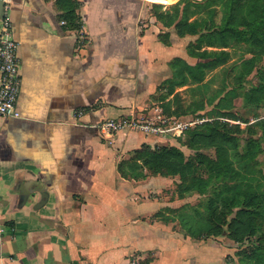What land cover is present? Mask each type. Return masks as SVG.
Segmentation results:
<instances>
[{
  "label": "crops",
  "instance_id": "crops-1",
  "mask_svg": "<svg viewBox=\"0 0 264 264\" xmlns=\"http://www.w3.org/2000/svg\"><path fill=\"white\" fill-rule=\"evenodd\" d=\"M8 1L22 84L21 116L0 119V264L210 261L215 249L157 217L183 203L166 192L168 179L119 170L135 150L167 146L169 137L99 129L160 107L173 59L194 65L189 43L181 47L188 37L152 13L175 1L164 9L155 0H73L78 31L66 28L58 0ZM167 33L169 45L160 38Z\"/></svg>",
  "mask_w": 264,
  "mask_h": 264
},
{
  "label": "trees",
  "instance_id": "trees-1",
  "mask_svg": "<svg viewBox=\"0 0 264 264\" xmlns=\"http://www.w3.org/2000/svg\"><path fill=\"white\" fill-rule=\"evenodd\" d=\"M155 1L164 6L175 1L167 9L170 12L155 5L152 13L179 38H196L186 50L189 57L200 60L191 65L182 58L173 59V75L158 87L155 101L169 117H186L204 106L212 107V121L185 133L182 144L195 152L193 158L177 146L153 149L143 145L119 170L135 180L148 177L146 170L151 176L179 177L181 199L186 195L201 197L197 205L185 206L178 216L185 236L200 241L203 237H221L227 231L235 243L250 242V247L239 253L240 264H264V162L260 161L264 153V119H260L264 109V0ZM58 7L66 28L80 30L79 4L58 0ZM160 38L164 44H171L170 33ZM236 48L251 57L225 70L234 56L230 50ZM220 69L221 86L204 97L214 82L207 77ZM253 73L257 83L245 86ZM187 86L196 87L201 100L185 107L177 89ZM238 99L243 101V115L236 112ZM173 105H177L174 110ZM250 118L256 122L251 124ZM205 151H214L215 157ZM165 211L169 215L179 213L170 208ZM166 212L157 217L169 222ZM151 262L149 258L143 264Z\"/></svg>",
  "mask_w": 264,
  "mask_h": 264
},
{
  "label": "rangeland",
  "instance_id": "rangeland-1",
  "mask_svg": "<svg viewBox=\"0 0 264 264\" xmlns=\"http://www.w3.org/2000/svg\"><path fill=\"white\" fill-rule=\"evenodd\" d=\"M179 1H181V0H178V2ZM170 4H172V1L169 2V5ZM163 7H164V9H166L164 5H163ZM195 40H196V38H194V37H188L186 40L182 41L181 47L184 48L187 43H191ZM230 51L234 56H232L231 61L224 68L225 70L232 68V66L235 64L239 65L242 63V61L244 59H249L251 57L250 55L245 54L241 48H236V49L230 50ZM189 61L195 65V63L196 62L198 63V61H200V60L189 57ZM261 66L264 68V62L262 63ZM212 78L214 79V82L211 84V89L205 92L204 97H209L215 89H217L221 86L222 80H223L222 70L220 69V70L214 71L213 73L209 74V76L207 77V81H209ZM256 83H257V78L255 76V73H253L247 79L245 86L249 87L251 84H256ZM178 93L181 97L182 104L185 107L189 106V104L192 101H198V100L200 101L201 100L200 96L198 95L196 87H191V86L183 87L182 89L179 90ZM235 104L237 107L236 112H238L239 114H242V115L245 114V110L243 109L242 99L236 100ZM173 106H174L172 108L173 110L177 108V105H173ZM211 110H212V107L204 106L196 114L188 115L186 117H175V118L178 121L193 124L189 128V129H191V128H194V127L201 125L205 122L212 121L211 117L209 116ZM260 119H264V109H262L260 111ZM250 121H251L250 122L251 124L256 122V120H254V118H250ZM231 123H233V122L231 121ZM241 125L243 128L245 127V124H241ZM187 131H185L184 134H182V135L178 134V136L169 137L167 139L168 143H166V144H168L170 146H172L171 144L177 145V147L181 148V150L184 151V153L186 154V156L188 158H193L195 156V152L187 149L182 144V141L185 138V133ZM205 153L210 157H215L214 151H205ZM260 161L264 162V153L260 156ZM200 174L202 176H205V171H203L201 169ZM163 178H167L169 181L168 187H167L168 189L166 191L169 193V196L171 198H173V200H175V199L183 200V203L181 204V206H178L176 209L170 208L171 210L178 211L179 212L178 214L177 213H170V215H166L169 219L172 220L171 222H172V226L174 227V229H177V228L181 229L180 220H179L178 216L180 215V213L181 214L183 213L182 210L185 206L197 205L200 202L201 197L199 195H186L185 198L181 199L179 197V189H178V185L180 184V178L179 177H163ZM172 192H173V195H171ZM181 231H182V229H181ZM202 241L206 242L205 246H207L209 248H213L217 251V252L216 251L213 252L212 255H210L209 259L211 262L206 259V257H208V256L206 254H204L203 256H205V259L201 258L200 259L201 262H199L202 264H240L239 253L250 247V242L238 244V243H235L232 240H230L228 237L227 231L221 237L209 238V239H206L203 237L201 242Z\"/></svg>",
  "mask_w": 264,
  "mask_h": 264
},
{
  "label": "built area",
  "instance_id": "built-area-1",
  "mask_svg": "<svg viewBox=\"0 0 264 264\" xmlns=\"http://www.w3.org/2000/svg\"><path fill=\"white\" fill-rule=\"evenodd\" d=\"M11 4L5 0L0 19V119L19 118L17 102L21 90V63L10 17ZM64 25L65 22H62ZM193 124L178 121L166 115L161 107L140 115H128L109 119L99 125L108 135L121 130L141 131L157 137H171L184 134ZM2 230H0L1 234Z\"/></svg>",
  "mask_w": 264,
  "mask_h": 264
},
{
  "label": "water",
  "instance_id": "water-1",
  "mask_svg": "<svg viewBox=\"0 0 264 264\" xmlns=\"http://www.w3.org/2000/svg\"><path fill=\"white\" fill-rule=\"evenodd\" d=\"M4 7H5V0H0V19L2 17Z\"/></svg>",
  "mask_w": 264,
  "mask_h": 264
}]
</instances>
